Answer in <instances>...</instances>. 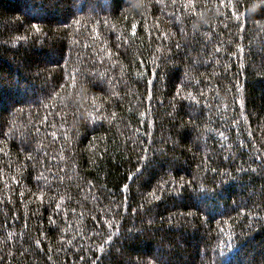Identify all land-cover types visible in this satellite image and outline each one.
<instances>
[{"label": "trees", "instance_id": "trees-1", "mask_svg": "<svg viewBox=\"0 0 264 264\" xmlns=\"http://www.w3.org/2000/svg\"><path fill=\"white\" fill-rule=\"evenodd\" d=\"M0 264H264V0H0Z\"/></svg>", "mask_w": 264, "mask_h": 264}, {"label": "snow or ice", "instance_id": "snow-or-ice-1", "mask_svg": "<svg viewBox=\"0 0 264 264\" xmlns=\"http://www.w3.org/2000/svg\"><path fill=\"white\" fill-rule=\"evenodd\" d=\"M250 12H255V8H252L249 10Z\"/></svg>", "mask_w": 264, "mask_h": 264}]
</instances>
